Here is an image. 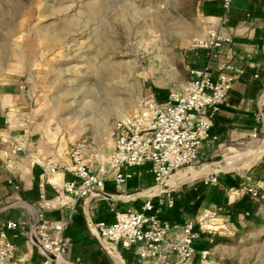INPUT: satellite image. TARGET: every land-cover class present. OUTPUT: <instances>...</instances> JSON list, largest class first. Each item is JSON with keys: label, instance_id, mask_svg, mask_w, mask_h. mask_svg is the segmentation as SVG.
<instances>
[{"label": "crops", "instance_id": "0c3cea01", "mask_svg": "<svg viewBox=\"0 0 264 264\" xmlns=\"http://www.w3.org/2000/svg\"><path fill=\"white\" fill-rule=\"evenodd\" d=\"M198 9L205 21L197 39L208 37L214 31L229 41L215 49L198 48L189 69L195 66L214 69L228 62L244 70L233 82L213 119L210 134L216 139L209 138L200 149L196 164L171 173L163 187L155 184L149 164L127 168L130 177L116 186L108 162L112 145L101 153L87 144L84 162L93 172H98L100 167L104 169L100 193L105 198L74 201L64 196L63 205L45 213L50 220L66 222L62 234L69 238V244L63 255L57 256L59 264H137L135 245L101 243L96 223H112L116 212L139 211L147 199L152 200L160 219L177 225L195 221L205 211H213L214 217L207 223L212 232L201 231L195 240L192 264H214V231L224 229L229 221L239 224L255 208L254 197L246 188L253 187L256 193L258 188L259 193L264 190V0H233L227 12L220 0H201ZM1 74L0 231L4 230L6 239L13 244L11 258L16 260L15 264H35L42 259L33 244V236L40 211L38 183L43 177V161L48 157L56 160L60 168L57 181L61 183L71 178L70 174L61 172V167L68 162L67 150L61 146L57 134L41 133L32 137L35 129L27 113L35 105L34 95L15 76L4 78ZM152 96L164 102L168 94ZM219 172L222 174L218 176ZM209 174L218 176L215 186L203 183ZM198 178L199 182L191 183ZM163 189L172 193L171 206L156 203ZM43 192L47 198L55 195L49 183ZM7 221L19 224L7 229ZM170 234L176 235L178 230ZM204 249L208 254L202 257L200 251Z\"/></svg>", "mask_w": 264, "mask_h": 264}, {"label": "rangeland", "instance_id": "374dc122", "mask_svg": "<svg viewBox=\"0 0 264 264\" xmlns=\"http://www.w3.org/2000/svg\"><path fill=\"white\" fill-rule=\"evenodd\" d=\"M200 1L0 0V73L33 93L32 137L57 134L67 152L86 139L105 153L120 115L188 80ZM260 190L238 225L214 231V264H264Z\"/></svg>", "mask_w": 264, "mask_h": 264}, {"label": "built area", "instance_id": "2783aa9c", "mask_svg": "<svg viewBox=\"0 0 264 264\" xmlns=\"http://www.w3.org/2000/svg\"><path fill=\"white\" fill-rule=\"evenodd\" d=\"M233 0H220L221 7L227 12ZM228 38H222L214 31L208 37L194 40L193 47L202 49L218 48ZM189 79L182 90H171L164 102L149 97L143 106L124 118L113 123V145L109 153V168L113 172L116 186L130 177L126 169L143 164L150 165V172L156 185L162 186L175 170L191 165L206 141L216 139L210 134L213 119L219 106L226 98L232 84L244 70L232 63L218 64L214 69L195 66L189 69ZM86 139L74 143L67 152L68 162L61 167L62 173L71 175L69 179L57 181L58 164L48 157L43 161V177L38 186L40 211L35 224L36 240L33 244L42 259L35 264H59L58 255L66 251L69 238L62 232L66 222L50 220L45 213L64 204V196L74 201L91 197L105 198L100 193L104 180V169L93 172L84 162ZM15 149H20L15 146ZM218 182L215 174L203 179L204 184ZM49 183L55 195L47 198L43 192ZM246 191L256 196L253 187ZM157 205L171 206L172 193L163 189L157 197ZM151 199H147L139 211L127 209L116 212L112 223L97 222L96 231L101 243L113 246L130 247L135 245L137 264H192L195 252L194 242L201 231L211 233L208 221L214 217L213 211H205L195 221L177 225L164 221L157 215ZM247 214V213H246ZM19 223L7 221L5 228H15ZM178 234L171 236V231ZM208 250L200 251L205 257ZM13 256V244L6 239L4 230L0 231V264Z\"/></svg>", "mask_w": 264, "mask_h": 264}, {"label": "bare ground", "instance_id": "6f19581e", "mask_svg": "<svg viewBox=\"0 0 264 264\" xmlns=\"http://www.w3.org/2000/svg\"><path fill=\"white\" fill-rule=\"evenodd\" d=\"M198 40H200V39H198ZM121 116V118H124V117H126L127 115H120ZM165 185V184H164ZM164 185H162V186H160V187H163ZM33 240L35 241L36 240V238L33 236Z\"/></svg>", "mask_w": 264, "mask_h": 264}, {"label": "trees", "instance_id": "16d2710c", "mask_svg": "<svg viewBox=\"0 0 264 264\" xmlns=\"http://www.w3.org/2000/svg\"><path fill=\"white\" fill-rule=\"evenodd\" d=\"M201 233V232H200Z\"/></svg>", "mask_w": 264, "mask_h": 264}]
</instances>
